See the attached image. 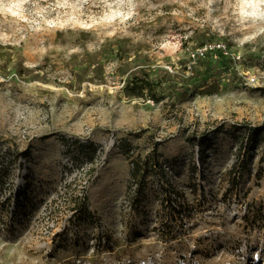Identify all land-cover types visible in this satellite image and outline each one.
I'll return each instance as SVG.
<instances>
[{
  "label": "rangeland",
  "instance_id": "rangeland-1",
  "mask_svg": "<svg viewBox=\"0 0 264 264\" xmlns=\"http://www.w3.org/2000/svg\"><path fill=\"white\" fill-rule=\"evenodd\" d=\"M138 67L164 71L151 96L125 89ZM247 262L264 264V0L0 13V264Z\"/></svg>",
  "mask_w": 264,
  "mask_h": 264
},
{
  "label": "trees",
  "instance_id": "trees-1",
  "mask_svg": "<svg viewBox=\"0 0 264 264\" xmlns=\"http://www.w3.org/2000/svg\"><path fill=\"white\" fill-rule=\"evenodd\" d=\"M211 44L212 43H204L202 44L200 48H203L204 46L211 45ZM101 53L96 56V58H98L99 61H101V58H99V56L102 55ZM207 56L214 57V54L208 53L205 57ZM221 56H225V55L223 53H217L218 59H220ZM200 58L202 57L198 56V59ZM219 63H220L219 60H217V64L215 63L216 66H218ZM97 66L101 67L102 64L97 63ZM154 76H156V78H154ZM162 77H164V71L162 72L160 71V69L152 70L150 68L138 67L129 74L127 81H126L125 89L128 91L131 90L133 93L132 95H144L145 93H148L149 96H151V94H153L154 88L159 85L158 80L162 79ZM83 147H85L86 150L90 148L89 146H83ZM132 167H134L133 169L134 179H141V178L146 177V174H147L146 169L148 167L147 161L132 162ZM86 202H87V196L84 193L82 197H76L75 207L76 208L77 206L85 207Z\"/></svg>",
  "mask_w": 264,
  "mask_h": 264
},
{
  "label": "built area",
  "instance_id": "built-area-1",
  "mask_svg": "<svg viewBox=\"0 0 264 264\" xmlns=\"http://www.w3.org/2000/svg\"><path fill=\"white\" fill-rule=\"evenodd\" d=\"M208 53L214 54L215 58H217V53H223L224 55H227V46L223 43H218L207 45L197 50V55L200 57H205Z\"/></svg>",
  "mask_w": 264,
  "mask_h": 264
},
{
  "label": "clouds",
  "instance_id": "clouds-1",
  "mask_svg": "<svg viewBox=\"0 0 264 264\" xmlns=\"http://www.w3.org/2000/svg\"><path fill=\"white\" fill-rule=\"evenodd\" d=\"M23 0H0V13H11L13 15L17 14V11L20 7V3Z\"/></svg>",
  "mask_w": 264,
  "mask_h": 264
},
{
  "label": "bare ground",
  "instance_id": "bare-ground-1",
  "mask_svg": "<svg viewBox=\"0 0 264 264\" xmlns=\"http://www.w3.org/2000/svg\"><path fill=\"white\" fill-rule=\"evenodd\" d=\"M246 264H249L248 262Z\"/></svg>",
  "mask_w": 264,
  "mask_h": 264
}]
</instances>
